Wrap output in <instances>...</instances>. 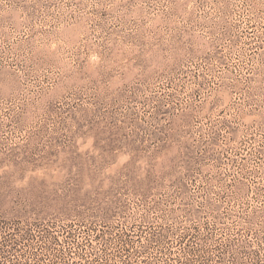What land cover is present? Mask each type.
I'll list each match as a JSON object with an SVG mask.
<instances>
[{"label": "rangeland", "instance_id": "obj_1", "mask_svg": "<svg viewBox=\"0 0 264 264\" xmlns=\"http://www.w3.org/2000/svg\"><path fill=\"white\" fill-rule=\"evenodd\" d=\"M0 264H264V0H0Z\"/></svg>", "mask_w": 264, "mask_h": 264}]
</instances>
